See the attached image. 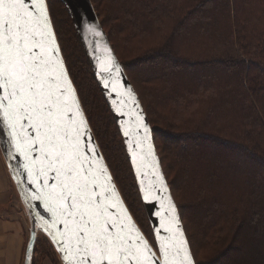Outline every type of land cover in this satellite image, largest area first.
Masks as SVG:
<instances>
[{
	"label": "trees",
	"instance_id": "16d2710c",
	"mask_svg": "<svg viewBox=\"0 0 264 264\" xmlns=\"http://www.w3.org/2000/svg\"><path fill=\"white\" fill-rule=\"evenodd\" d=\"M102 1L109 3L104 13L101 0L91 3L148 117L195 264L183 214L196 228L197 241L212 247L213 264H264V0ZM47 7L91 131L125 205L149 241L122 187L129 186L124 175L130 176L138 192L120 133L72 22L63 16L57 28L48 1ZM143 37L153 42L143 44ZM132 41L136 65L152 67L144 79L147 99L151 110L153 101L159 108L157 122L165 128L156 124L135 84L132 57L121 51L119 43L132 50ZM184 71L205 74L201 81L193 75L183 79ZM159 128L167 134L163 147Z\"/></svg>",
	"mask_w": 264,
	"mask_h": 264
},
{
	"label": "snow or ice",
	"instance_id": "6c2138e0",
	"mask_svg": "<svg viewBox=\"0 0 264 264\" xmlns=\"http://www.w3.org/2000/svg\"><path fill=\"white\" fill-rule=\"evenodd\" d=\"M100 70L120 72L114 62ZM112 84L115 90L118 80ZM127 93L131 95L130 89ZM0 123L24 161L34 188L31 199L40 201L51 216L45 231L60 244L65 264H158L92 143L45 0H0ZM144 132L147 140L146 126ZM135 155L138 175L142 166L152 167L156 175L148 186L141 181V192L145 202L159 201L163 209L157 212L166 233L161 236L157 230L162 264H193L174 204L157 195L167 187L151 143L146 154L150 159L142 152L137 163Z\"/></svg>",
	"mask_w": 264,
	"mask_h": 264
},
{
	"label": "water",
	"instance_id": "95a60500",
	"mask_svg": "<svg viewBox=\"0 0 264 264\" xmlns=\"http://www.w3.org/2000/svg\"><path fill=\"white\" fill-rule=\"evenodd\" d=\"M60 1L63 3V5L66 8V11L70 15L76 37L80 42L82 50L91 66V69L96 78V81L102 91V94L105 100L107 101L109 105V108L112 111L116 124L119 128L121 137L123 139V144L126 150V154H127V157H128V160L131 165L132 172H133V175L136 181V186L140 194L141 200L143 202L144 208L146 210L149 223L152 228L153 235H154V239L156 241V249L151 245V243L147 240L145 235L142 233L141 229L138 227L137 223L135 222L132 215L130 214L127 206L125 205V202L123 201L119 193V190L113 180L110 170L104 160V157L99 149V146L87 122L88 129L91 132L92 143L96 147L97 154L100 157H102V162L108 169V173L110 174L112 178V183L114 184L116 191L124 207L127 209V212L131 216L132 222L135 224L136 228L139 230V232L144 237V239L148 242L153 253H155L158 264H162V258L160 257L159 248L157 244V230H160L161 236L166 235V233H164L162 229H160V219L157 216V212L163 213V209H161L159 201L145 202V200L143 199V194L141 192V181H143V184L145 186H148L150 182H153L156 180V175H155L154 169L149 166H142L140 168V174L138 175L137 168L136 166H134V163H133V153L136 154L135 160L137 161V163H139L141 160L142 152L145 154L146 158L150 159V157H147L146 155L148 144L150 142L157 165H158L159 173L163 177V181L167 187L166 193L158 191L157 195L162 196V197H169L171 199V202L174 204L175 209H176V215L178 216V219H179L180 228L182 229L184 236L186 238L187 246L190 250L193 264H195L187 237L185 235V231H184V228L181 222V218H180L176 203L173 199L170 188L167 184V181H166V178H165L162 166H161L160 158H159V155L154 145L152 130L148 122L147 116L143 110V107L140 103V100L133 86L131 85L130 81L128 80V77L126 76L124 72L123 66L119 63L109 43V40L103 28L101 27V24L97 18V15L95 13L91 0H60ZM26 3H31V0H26ZM45 3L47 7V0H45ZM47 13H48L49 20L52 26V30L54 32L48 7H47ZM90 29H94V32L90 31ZM95 32H98L99 35H95ZM54 35H55V32H54ZM55 38H56V35H55ZM56 42L59 47L57 38H56ZM59 51H60V57L64 63V59L62 57L60 47H59ZM109 57L111 58V60H109ZM110 62H114V64L119 67L120 69L119 74H116L114 71L111 74L109 72H101L100 70L101 65L108 67L110 66ZM64 66H65V63H64ZM65 69H66V66H65ZM67 74H68V71H67ZM68 77H69V74H68ZM113 80H118V84L116 85L115 90L113 89V84H112ZM105 81L108 82L107 87L105 86ZM128 89H130L131 95H128L127 93ZM75 93H76V90H75ZM76 97L78 99L80 108L85 117V114L82 109L79 98L77 96V93H76ZM138 117H142V123ZM144 126H146L148 129V133H147L148 139L147 140L144 139L145 137ZM125 132H127L128 135H125ZM138 142L141 144V148L137 147ZM0 152L9 170V174L16 186V189L21 198V201H23L26 212L27 214H29L31 221L33 222L31 223V229L29 233L28 243L25 248V258H24V263H23V264H31V256L33 254L34 246H35L37 236H38L36 224L39 227H42L43 230L45 231V222H50L51 216L44 210L40 201H34L31 199V195L34 192V188L32 185L28 183L27 173L24 171L22 167L24 161L21 157L16 155L14 152V149H12L11 144L9 142V138L7 136V133L2 123H0ZM58 227L62 229V225H59ZM45 233L48 235V237L50 238V240L53 242L56 249L58 250L62 263L65 264L63 260V253L59 251L60 244L53 241L50 231H45Z\"/></svg>",
	"mask_w": 264,
	"mask_h": 264
},
{
	"label": "rangeland",
	"instance_id": "374dc122",
	"mask_svg": "<svg viewBox=\"0 0 264 264\" xmlns=\"http://www.w3.org/2000/svg\"><path fill=\"white\" fill-rule=\"evenodd\" d=\"M47 1L50 4V10L52 12L53 19H54V21H56L55 22L56 27L57 28L62 27V23H61L62 17L66 16V17L70 18V15L66 11V8L63 7V3H61L59 0H47ZM101 4L102 5H100V9L104 13V10L107 6H109V3L101 0ZM121 16L123 17L124 14H121ZM121 16H118L120 18V20H122ZM70 21L72 22L71 18H70ZM114 23L118 24L117 21L113 22V24ZM124 25H125V22H124ZM185 30H187L186 27H185ZM124 31L128 32L127 23L124 26ZM157 35H158V33L154 32L153 37L155 38ZM69 37L72 38L71 35ZM66 38H67V36H66ZM150 42H153V41H148L147 37L142 38L143 44L148 45V43H150ZM119 45L121 48H123L121 51L124 55H127L128 57H132L133 64H132L131 71H132V75H133L135 84L138 87L140 93H142L144 95V98L146 100V104L148 101L149 106H148V104H147V106L150 108L151 103H150L149 98L147 99V94H149V93H147L149 86L144 79L145 78L147 79L148 75H150L148 72L150 71V69L152 67L151 66H141V65L137 66L136 65L135 61H137V60H136L135 55H134L135 46H134L133 41H132V50H131V48H127V46L125 47V44L119 43ZM193 47H194L193 44L190 45V48H193ZM65 50L67 51L66 48H65ZM208 69H205L204 72L207 71L208 74L215 76V73L209 72L210 70H208ZM182 74L185 75V77L183 79H185L186 77H192V75H193L195 80L197 78L198 81H201V77L205 73L197 72V73L191 74V72H189V71H184V72H182ZM153 103H154V108L152 110L150 108V111H151L152 115L154 116V120H155L156 124L165 128L159 121L157 122V120H158L157 115H158L159 108L158 109L156 108V104L154 101H153ZM157 103L161 104L159 101H157ZM156 134H157V136L158 135L162 136L161 138H158L162 147H163V144L166 145L168 143L167 142L168 141L167 140V134H165V136H164V130L160 129V131H157ZM123 147H124V144H123ZM124 149H125V147H124ZM125 153H126V150H125ZM0 154H1V152H0ZM0 159H2V157ZM112 165H113V161H112ZM166 169H168L167 172L169 174V177L172 180L173 179V177H172L173 173L170 174L168 166L166 167ZM116 175H117L118 180L120 181L121 175L119 174L120 175L119 176L117 174V172H116ZM124 176L126 177V179L129 180V186L124 187L122 185L126 196L128 194L127 200L129 202L131 208L134 211L133 213L136 216L137 222L141 226L143 232L149 238L151 245L156 249V241L154 239L152 228H150L151 226L149 224V219H148L146 210L144 208L143 202H142V200H140L141 197L139 198L140 194H139V192H137V190L135 188L132 177L126 176V175H124ZM9 185H10L11 193H12V197H13V202L10 204V206H12L14 208V210L16 211V214L20 216V220L23 222V241H22L21 257H20V264H23L24 263L23 261L25 258V247H26L27 240L29 238L31 223H33V222L31 221L29 214H27L24 204H22L23 201L21 204L24 208H22V206L19 202V197L17 196V194L13 188L12 183L9 182ZM128 189H131V194L129 193ZM177 195H178V193H177ZM24 210H25V212H24ZM184 212H186V210H184ZM187 212H186V215H187ZM183 216H184L183 219L185 222L184 225H186L185 229H187L189 237L192 240L191 247H192V250L194 251V256H195L197 264H213V259L211 258V255L213 253L212 247L208 246V244L205 241H200L201 238H198V241H197V239L195 238L196 228H194L193 225L189 224L187 217L184 214H183ZM36 226H37L38 236H37V240L35 243L34 253L32 254V258H31V264H63L61 259H60V256H59V252L56 249L53 242L50 240V238L45 233V231L43 230L42 227H39L37 224H36Z\"/></svg>",
	"mask_w": 264,
	"mask_h": 264
},
{
	"label": "crops",
	"instance_id": "0c3cea01",
	"mask_svg": "<svg viewBox=\"0 0 264 264\" xmlns=\"http://www.w3.org/2000/svg\"><path fill=\"white\" fill-rule=\"evenodd\" d=\"M9 182L12 183L21 204L16 186L2 157L0 159V264H20L23 222L14 208L10 206L13 197Z\"/></svg>",
	"mask_w": 264,
	"mask_h": 264
},
{
	"label": "flooded vegetation",
	"instance_id": "af4514ba",
	"mask_svg": "<svg viewBox=\"0 0 264 264\" xmlns=\"http://www.w3.org/2000/svg\"><path fill=\"white\" fill-rule=\"evenodd\" d=\"M94 8V7H93ZM95 10V9H94ZM96 13V12H95ZM97 15V14H96ZM97 18H98V16H97ZM98 20H99V18H98ZM100 22V21H99ZM101 24V23H100ZM72 26H73V24H72ZM101 27H102V25H101ZM74 28V27H73ZM103 28V27H102ZM104 30V29H103ZM75 32V31H74ZM105 32V31H104ZM105 34H106V32H105ZM76 35V34H75ZM106 36H107V34H106ZM77 38V37H76ZM107 38H108V36H107ZM78 40V39H77ZM108 40H109V38H108ZM78 43H79V45H80V42H79V40H78ZM109 43H110V41H109ZM110 45H111V43H110ZM112 47V46H111ZM80 48H81V50H82V47H81V45H80ZM82 52H83V50H82ZM115 53V52H114ZM83 54H84V52H83ZM85 55V54H84ZM116 55V54H115ZM117 57V56H116ZM85 58H86V56H85ZM118 59V58H117ZM86 60H87V58H86ZM119 61V60H118ZM87 62H88V60H87ZM64 63H65V61H64ZM119 63H120V61H119ZM121 64V63H120ZM88 65H89V68H90V70H91V72H92V74H93V71H92V69H91V66H90V64H89V62H88ZM122 66H123V69H124V72H125V74H126V76L128 77V80L130 81V83H131V85L133 86V83H132V80L130 79V77H129V74H128V71H126V69H125V67H124V65L123 64H121ZM65 66H66V64H65ZM66 69H67V66H66ZM67 71H68V69H67ZM68 74H69V72H68ZM93 76H94V74H93ZM69 77H70V75H69ZM94 78H95V76H94ZM70 79H71V77H70ZM95 81H96V78H95ZM71 82H72V80H71ZM96 83H97V81H96ZM72 84H73V82H72ZM73 86H74V84H73ZM97 86H98V88H99V90H100V93H101V95L103 96V94H102V91H101V89H100V87H99V85H98V83H97ZM74 88H75V86H74ZM133 88H134V86H133ZM76 90V89H75ZM135 90V89H134ZM136 92V91H135ZM76 93H77V91H76ZM137 94V93H136ZM77 96H78V93H77ZM138 96V95H137ZM79 98V97H78ZM103 98H104V96H103ZM139 98V97H138ZM104 100H105V98H104ZM140 100V99H139ZM79 101H80V99H79ZM105 102H106V104H107V106H108V109H109V111L111 112V115H112V117H113V120H114V122H115V124H116V121H115V119H114V116H113V114H112V111H111V109L109 108V105H108V103H107V101L105 100ZM81 103V102H80ZM141 103V102H140ZM142 105V104H141ZM82 106V105H81ZM143 107V106H142ZM82 109H83V107H82ZM143 110H144V108H143ZM84 111V110H83ZM145 112V111H144ZM84 114H85V112H84ZM146 114V113H145ZM147 116V115H146ZM85 117H86V115H85ZM87 119V118H86ZM147 119H148V117H147ZM88 122V121H87ZM148 122H149V120H148ZM89 124V123H88ZM116 126H117V124H116ZM117 128H118V126H117ZM91 129V128H90ZM118 131H119V128H118ZM119 133H120V131H119ZM120 136H121V134H120ZM121 139H122V137H121ZM122 142H123V139H122ZM132 169V168H131Z\"/></svg>",
	"mask_w": 264,
	"mask_h": 264
},
{
	"label": "bare ground",
	"instance_id": "6f19581e",
	"mask_svg": "<svg viewBox=\"0 0 264 264\" xmlns=\"http://www.w3.org/2000/svg\"><path fill=\"white\" fill-rule=\"evenodd\" d=\"M37 235H38V233H37Z\"/></svg>",
	"mask_w": 264,
	"mask_h": 264
}]
</instances>
